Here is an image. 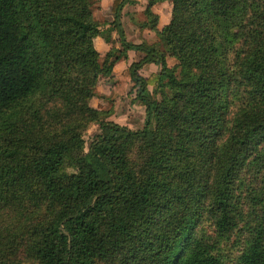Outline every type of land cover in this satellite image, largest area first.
<instances>
[{
    "label": "trees",
    "instance_id": "obj_1",
    "mask_svg": "<svg viewBox=\"0 0 264 264\" xmlns=\"http://www.w3.org/2000/svg\"><path fill=\"white\" fill-rule=\"evenodd\" d=\"M157 1L135 44V0H0V264H264V0H172L162 29ZM128 50L137 130L91 105Z\"/></svg>",
    "mask_w": 264,
    "mask_h": 264
},
{
    "label": "rangeland",
    "instance_id": "obj_2",
    "mask_svg": "<svg viewBox=\"0 0 264 264\" xmlns=\"http://www.w3.org/2000/svg\"><path fill=\"white\" fill-rule=\"evenodd\" d=\"M112 3H113V0H98V2L96 3V6H95V11H94L98 20H100L102 22L106 20L107 21L106 23H108L111 19H113L111 16V12H110V8H111L110 6ZM171 3H172V0H167V1L160 2L156 5V11L159 12V14H160L159 15V18H160L159 24H160L161 20L163 22L164 21L166 22L167 21L166 17L168 19L171 17V15H170ZM126 7H125L126 9H124V11H125L124 19L126 22L125 36L127 39L128 38L135 39V40H138V42L143 41L142 39L144 38L143 37L144 30H142L141 25L144 23V21L145 22L147 21V16L144 13V10H145L144 1L140 0L137 3L135 1V3L133 5L128 4V5H126ZM116 36L118 38L117 32H116ZM114 45L118 46L120 49H123V45L120 42L116 43V41L114 40ZM103 53H105V52H103ZM107 53L108 52L103 54L102 57H105V55ZM169 61H170L169 62L170 65L177 63V60H175L173 58H170ZM118 69H119V67H118ZM120 71H121V68H120ZM141 72L144 73V71H141ZM101 89H102V91H104L106 89V87L101 86ZM101 98L102 97H98V99L93 100V105L98 107L99 109L100 108L101 109H113V112L114 111L115 112L112 113L111 115L109 114V116H108L109 119L112 117L111 119L118 122L119 124L122 123L121 125H125V124L127 125L128 123H131L132 128L134 130L140 129L144 126L146 116L144 114L140 113L141 110L137 109L138 108L137 105L132 102V99L129 95L123 99L124 104H118V105L114 104L112 106L106 100L101 101ZM138 113L141 117H144V121H142V119H140L138 117ZM97 131H98V125H96V124L92 125L87 130V132L85 134L87 146H88L92 136ZM234 238L235 237H233L230 242L225 244V249H226L227 253L231 252L230 248L233 247L232 242L234 241Z\"/></svg>",
    "mask_w": 264,
    "mask_h": 264
},
{
    "label": "crops",
    "instance_id": "obj_3",
    "mask_svg": "<svg viewBox=\"0 0 264 264\" xmlns=\"http://www.w3.org/2000/svg\"><path fill=\"white\" fill-rule=\"evenodd\" d=\"M135 1L137 3L140 0H135ZM143 1H144L145 8H146L147 4L149 3V0H143ZM163 1H167V0H158L156 2V4L153 6V12L156 15H158V17H159L160 14H159V12L156 11V5L158 3H160V2H163ZM113 2H114V0H113ZM134 3H132V5ZM112 4H111V6H112ZM126 8H124V9H126ZM171 12H172V3L170 5V15L172 16V13ZM144 13H145V10H144ZM124 14H125V11H123V16H122V24L124 26L123 28H124V31H125L126 22H125V19H124ZM166 19H167L166 22L165 21L163 22L162 20H161L160 24L158 22V27L160 29H162L166 24H168L170 22L171 17L169 19L166 17ZM159 20H160V18H159ZM144 23H145V21H144ZM144 23L141 25L142 26V30H144V32H143V37L144 38L142 40L143 41H147L148 43L157 42L159 40V38H158L156 32L154 30H152L149 26H144ZM107 27H109L108 24L105 26V28H107ZM116 32L117 31H112L111 32V35H110L111 42H107L103 36H98L95 39V46L98 49V51L100 52L101 57L106 52H109L112 49V47H115L118 50L117 51V54H120V51L119 50H121V49L118 46H115L114 45V40L116 41V43L117 42H120L121 43L120 38H119V34H118V38H117ZM130 39L131 38H128L127 40L129 42H133L135 44H139V43L142 42V41H139L138 42V40H135V39H131V40ZM103 52H105V53H103ZM103 58L104 57H102V59ZM139 58H140V53L136 52L135 50H128L126 55L121 56V58H119L117 60V62L115 63V66L113 68V71H112L111 75H109V76H102L101 77L102 79L100 78L99 84L97 86V95L91 100V105L94 106L93 105V100L98 99V97H102L101 98V101L106 100L107 102H109L111 104V106L114 105V104H116V105H118V104H124L123 103V99L128 96L127 93L123 97H118V98H115L114 100H112L110 98V96L112 94V85H113V82L118 78V76L123 72V70H125L127 67H129L133 62L138 61ZM170 58H173V57H169L168 58V60H167L168 61V64L170 62L169 61ZM173 59H175V58H173ZM173 65H170L169 64V66H173ZM118 67H119V69H118ZM120 68H121V71H120ZM160 69H161V67L159 65L154 64V63H151V64H146L145 66H143V68L139 72H140V74L143 77H146L147 78L151 73H157V72H159ZM141 71H144L145 74L142 73ZM101 86L106 87V89L104 91H102ZM150 89H152V87H150ZM127 91H128V89H127ZM94 107H96V106H94ZM137 107H138L137 109H140L141 110L140 113H142V114L145 115V109L143 107H140V106H137ZM96 108H98V107H96ZM101 110L109 111L110 112V115L115 112V111L113 112V109H101ZM138 117L140 119H142V121H144V117H141L139 115V113H138ZM111 118L110 119L108 118V120L114 121ZM114 122H116V121H114ZM116 123H118V122H116ZM120 124H122V123H120ZM126 126L130 127L131 129H133L131 123H128Z\"/></svg>",
    "mask_w": 264,
    "mask_h": 264
}]
</instances>
